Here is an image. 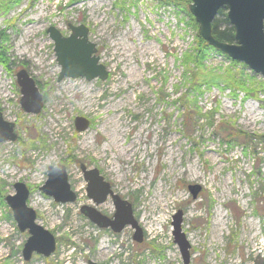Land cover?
<instances>
[{
  "label": "rangeland",
  "instance_id": "obj_1",
  "mask_svg": "<svg viewBox=\"0 0 264 264\" xmlns=\"http://www.w3.org/2000/svg\"><path fill=\"white\" fill-rule=\"evenodd\" d=\"M17 1L0 13V47L9 60L8 69L0 62V112L17 134L0 144V264H185L173 235L179 212L189 264H264V77L210 46L201 67L207 81L198 76L203 88L195 91L188 81L195 67L186 59L198 27L181 0ZM216 19L226 27L224 14ZM70 25L89 29L105 81H58L48 28L68 37ZM22 69L43 95L37 115L21 107ZM184 104L202 109L197 126H182ZM80 116L91 122L82 133L75 129ZM58 164L67 167L74 203L41 190L48 167ZM80 164L98 169L132 205L141 243L132 226L114 232L81 213L96 206ZM17 182L30 190L38 223L56 237L50 257L23 258L29 234L6 202ZM190 185L201 187L196 198ZM96 208L110 218L116 212L111 197Z\"/></svg>",
  "mask_w": 264,
  "mask_h": 264
},
{
  "label": "water",
  "instance_id": "obj_2",
  "mask_svg": "<svg viewBox=\"0 0 264 264\" xmlns=\"http://www.w3.org/2000/svg\"><path fill=\"white\" fill-rule=\"evenodd\" d=\"M227 9V18L235 31V41L228 43L218 40L213 34V23L220 10ZM189 11L199 26L198 35L209 46L221 51L232 60L242 62L254 72L264 77V0H191ZM71 34H63L55 27L48 28L54 42L56 60L61 67L58 81L65 78H85L92 81L96 78L105 81L109 73L100 64L97 45L88 39L89 29L85 26H71ZM20 87L22 109L29 114H39L43 108V95L26 69L17 73ZM91 122L85 117L75 118V129L78 133L87 131ZM15 124L7 122L0 113V144L16 141ZM80 169L87 182V196L95 206L112 198L116 212L112 218L102 214L96 207L82 206L81 213L100 228H110L121 232L126 226L135 229L134 240L141 243L142 229L134 218L132 205L115 193L110 182L101 175L98 169H89L81 164ZM190 192L196 198L200 186L190 185ZM15 194L8 195L6 202L13 212V217L21 232H28L29 238L23 248V258L30 261L34 254L50 257L57 249L56 237L37 221V212L28 204L30 190L24 183L14 185ZM41 190L54 198L55 202L67 204L77 201V194L72 190L67 168L63 164L48 167V178ZM181 212L174 217V240L179 245L185 264L191 260L190 244L181 232ZM89 264H95L90 262Z\"/></svg>",
  "mask_w": 264,
  "mask_h": 264
},
{
  "label": "trees",
  "instance_id": "obj_3",
  "mask_svg": "<svg viewBox=\"0 0 264 264\" xmlns=\"http://www.w3.org/2000/svg\"><path fill=\"white\" fill-rule=\"evenodd\" d=\"M76 2L78 1H83V0H75ZM186 6H189L190 0H181ZM18 3L17 0H0V13H5L7 14L9 12L10 9H12V7ZM226 12V8L220 10L219 14H224L226 19H225V23L227 24L225 28L220 26V22L219 20H215L213 23V34L214 36L220 40V41H224V42H228V43H233L235 41V31L234 28L230 25L228 18H227V14ZM218 14V15H219ZM191 22L195 27H198L197 23L195 22L194 18H191ZM3 36V31H0V40L2 39ZM211 47L208 45L207 42H205L202 38H200V36H198L197 38V42H196V49H194L193 51L190 52V54L187 55V59H186V66L188 69H190V65H193L195 67V71H193L190 80V84L191 85H195L194 87H196L195 91L200 92L201 88H203V86H201L202 84L196 83V79L199 78L203 79L204 81H207V77L203 74H201V67L203 65V63L205 62V60L207 59V57L209 56ZM0 62L3 64V66H5L7 69L9 67V60L4 56V53L2 51V47H0ZM229 81H234L233 77L229 78ZM227 84V83H226ZM229 86H234V84H228ZM245 85V83H244ZM243 89V88H242ZM246 90V89H243ZM247 94L249 95L251 92H249L248 90H246ZM186 109L185 112L183 114V123L182 126L184 127H193V126H197L199 120H201L202 118V109L199 108L198 111L195 110H191L188 108V105L184 104ZM224 126V125H222ZM228 138H230L231 140H237V139H241L240 135H236L235 133H228ZM243 137V136H242Z\"/></svg>",
  "mask_w": 264,
  "mask_h": 264
},
{
  "label": "bare ground",
  "instance_id": "obj_4",
  "mask_svg": "<svg viewBox=\"0 0 264 264\" xmlns=\"http://www.w3.org/2000/svg\"><path fill=\"white\" fill-rule=\"evenodd\" d=\"M3 14H4V13H3ZM125 50H126L127 52H132V50H131L130 48H125ZM159 189H161V186L159 187ZM161 202H166V196L161 195ZM215 229H216V230H219L217 225H216Z\"/></svg>",
  "mask_w": 264,
  "mask_h": 264
},
{
  "label": "flooded vegetation",
  "instance_id": "obj_5",
  "mask_svg": "<svg viewBox=\"0 0 264 264\" xmlns=\"http://www.w3.org/2000/svg\"><path fill=\"white\" fill-rule=\"evenodd\" d=\"M1 113V112H0ZM80 166H81V164H80ZM67 168V167H66ZM88 168V167H87ZM90 169V168H89ZM81 170V169H80ZM82 172V171H81ZM76 193V192H75ZM93 202V201H92Z\"/></svg>",
  "mask_w": 264,
  "mask_h": 264
}]
</instances>
